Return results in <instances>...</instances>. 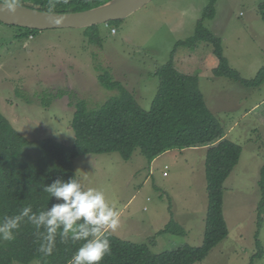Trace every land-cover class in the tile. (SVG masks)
<instances>
[{
  "label": "rangeland",
  "instance_id": "obj_1",
  "mask_svg": "<svg viewBox=\"0 0 264 264\" xmlns=\"http://www.w3.org/2000/svg\"><path fill=\"white\" fill-rule=\"evenodd\" d=\"M263 1L218 0L216 18L204 21L222 39L230 66L247 80L264 68V22L259 14ZM208 3L153 0L115 25H98L100 43L92 42L85 29L46 30L34 38L17 39L16 28L0 23V111L30 141L20 162L34 163L43 156L44 140L75 145L71 123L78 100L95 109L117 94L100 84V74L111 72L149 112L158 91L153 74L173 59L184 72L199 76L208 107L228 139L243 150L224 184L229 235L195 264H264V209L261 221L258 211L264 168V84L247 88L214 76L218 60L206 43L179 47L173 58L177 43L194 36ZM207 152L206 147L173 150L152 163L139 150L129 161L116 152L91 154L78 157L75 167L82 188L103 191L107 203L119 212L114 235L162 253L203 242ZM172 220L187 235L157 236ZM257 239L263 253L254 259L259 253Z\"/></svg>",
  "mask_w": 264,
  "mask_h": 264
},
{
  "label": "trees",
  "instance_id": "obj_2",
  "mask_svg": "<svg viewBox=\"0 0 264 264\" xmlns=\"http://www.w3.org/2000/svg\"><path fill=\"white\" fill-rule=\"evenodd\" d=\"M109 1L19 0V4L46 12L75 13L97 8ZM217 2L209 0L194 36L177 43L173 58L179 47L197 48L198 44L206 43L212 47L218 60V66L213 69L214 76L229 78L247 88L259 89L264 84V68L254 79H244L230 66L222 39L204 25L205 20L216 18ZM259 14L264 22V1L259 5ZM11 27L17 29V39L34 38L40 33L38 30ZM85 31L92 42H101L97 26L86 28ZM153 76L158 79V91L152 109L148 112L140 106L133 93L113 78L111 72L100 74V84L117 94L95 109H89L86 101L78 100L71 123L76 136L75 145L44 140L41 143L43 156L34 163L20 162L23 150L30 145V141L0 111V221L18 214L28 205H31L33 212H39L56 203L55 198L43 190L44 186L55 179L66 180L74 176L78 180L75 167L78 157L116 152L129 161L139 150L152 163L169 151L206 147L208 205L201 246L183 245L171 251L154 253L147 244L126 241L110 232L108 239L111 252L101 264H195L204 261L229 235L223 209L224 184L239 164L243 150L228 139L223 125L208 107L198 75L184 72L172 59L158 68ZM43 102L47 104L46 100ZM259 186L262 195L258 210L261 221L264 168ZM43 231L37 230L25 218L19 229L14 230L13 240H0V264H31L34 261L39 264H70L73 254L84 243L83 240L74 242L71 239L62 242L58 230L52 254L44 255L39 251ZM163 234L187 235L185 229L173 220L157 236ZM256 242L259 253L254 259L263 253L259 240Z\"/></svg>",
  "mask_w": 264,
  "mask_h": 264
},
{
  "label": "clouds",
  "instance_id": "obj_3",
  "mask_svg": "<svg viewBox=\"0 0 264 264\" xmlns=\"http://www.w3.org/2000/svg\"><path fill=\"white\" fill-rule=\"evenodd\" d=\"M18 8L19 0H0V12L15 14ZM43 190L57 202L39 212H33L28 205L18 214L3 219L0 221V240H13L14 230H18L27 218L37 230L44 229L39 249L44 255L52 254L59 230L62 242L68 239L84 241L70 264H101L111 252L108 234L114 233L120 225V214L107 203L104 192L95 188L84 190L74 176L66 180L55 179Z\"/></svg>",
  "mask_w": 264,
  "mask_h": 264
},
{
  "label": "water",
  "instance_id": "obj_4",
  "mask_svg": "<svg viewBox=\"0 0 264 264\" xmlns=\"http://www.w3.org/2000/svg\"><path fill=\"white\" fill-rule=\"evenodd\" d=\"M153 0H111L94 9L75 13L40 11L20 5L15 14L0 12V23L40 32L54 29H86L122 21Z\"/></svg>",
  "mask_w": 264,
  "mask_h": 264
},
{
  "label": "built area",
  "instance_id": "obj_5",
  "mask_svg": "<svg viewBox=\"0 0 264 264\" xmlns=\"http://www.w3.org/2000/svg\"><path fill=\"white\" fill-rule=\"evenodd\" d=\"M164 176H166V173H164Z\"/></svg>",
  "mask_w": 264,
  "mask_h": 264
}]
</instances>
